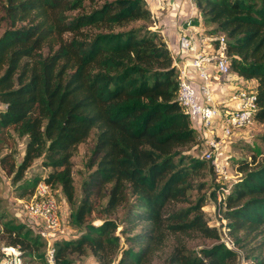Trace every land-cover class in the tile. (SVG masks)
Listing matches in <instances>:
<instances>
[{"label": "trees", "instance_id": "obj_1", "mask_svg": "<svg viewBox=\"0 0 264 264\" xmlns=\"http://www.w3.org/2000/svg\"><path fill=\"white\" fill-rule=\"evenodd\" d=\"M193 1L212 25L210 35H224L230 72L254 81L253 117L264 122V0ZM2 8L0 135L26 140L21 159L9 151L0 156V168L17 198H30L43 181L68 204L65 223L79 235L53 241L55 264L87 253L110 264L120 237L119 224L107 215L119 207V232L129 246L117 264L150 263L168 235L177 244L167 264H240L241 257L244 264H264V135L263 148L237 162L240 176L218 206L243 256L223 242L195 255L181 242L193 233L219 237L204 220V198L193 204L188 198L194 178L212 170L186 154L199 139L177 101L178 71L161 32L151 29L145 0H3ZM91 134L77 200L71 158ZM36 159L44 172L27 177ZM181 202L188 204L177 206ZM93 213L104 214L99 224ZM0 240L47 264L46 243L26 222L3 220Z\"/></svg>", "mask_w": 264, "mask_h": 264}, {"label": "built area", "instance_id": "obj_2", "mask_svg": "<svg viewBox=\"0 0 264 264\" xmlns=\"http://www.w3.org/2000/svg\"><path fill=\"white\" fill-rule=\"evenodd\" d=\"M194 18L195 13L192 12L182 16V32L168 49L179 76L177 101L188 115L192 127H198L197 137L203 145L196 157L204 160L211 167L216 181L222 183L231 179L227 171L229 163L223 155V143L233 131L253 122L256 95L254 86H248L243 80L230 87L225 96L221 95L223 98L214 95V81L218 85L221 77L229 81L226 78L230 70L225 54V37L222 33L197 37L195 33L199 31H193ZM57 205L58 199L43 181L37 183L30 198L18 199L17 202L15 215L33 225L35 233L46 243L44 260L47 264H55V249L51 241L66 234L67 224L61 222ZM222 229L224 232L225 226ZM222 242L227 248L233 245L228 236ZM21 254L17 246L3 245L0 247V264H22Z\"/></svg>", "mask_w": 264, "mask_h": 264}, {"label": "rangeland", "instance_id": "obj_3", "mask_svg": "<svg viewBox=\"0 0 264 264\" xmlns=\"http://www.w3.org/2000/svg\"><path fill=\"white\" fill-rule=\"evenodd\" d=\"M3 0H0V18L3 16ZM190 13V12H189ZM188 13V14H189ZM197 15V14H196ZM186 16V15H185ZM199 18V16H195V19ZM195 19L194 22H195ZM202 24L205 25L203 21ZM206 29L212 27V25H205ZM6 27L3 19H0V34L3 29ZM152 29V28H151ZM193 31L196 32L197 30L194 29ZM206 33V32H205ZM220 33V32H217ZM196 34V33H195ZM210 34V33H209ZM206 33L207 36H210ZM231 75L235 78L234 82H227L222 84V86L218 85L219 91H215L214 95L217 98H220L221 95L225 96L227 90L232 87L233 85L239 84V77L236 76L234 72H231ZM248 86H254V81L249 80L246 81ZM224 103V102H223ZM2 108V105H0ZM195 132H199L198 127H194ZM10 134V135H9ZM9 134H1L0 140V156L7 153L12 152L14 153L15 160H19L22 157L24 143L26 137L18 138L13 132ZM264 135V122H257L253 120V122L243 127L240 130L233 131L232 134L225 138V143H223V155L227 158L229 167L228 174L231 175V179L224 180L222 183L217 182L214 174H209L206 171V168L201 170V175H198L193 180V188L188 192L189 202L193 204L197 198L202 196L204 198L201 206V210L204 214V220L208 227H214L218 233V239L213 237H205L198 233H193L191 236H181V242L186 251L191 254L198 255L200 249L203 247L210 246L214 243L222 242L228 234L226 232V228L223 232L224 221L222 215L219 212L218 206L221 200L224 198V194L230 189L231 184L240 176V174L236 170L237 162L241 159H250V155L253 152H258L263 148V144L261 142V136ZM93 134H91L84 142L80 143L71 160H72V177L74 181L75 187V197L78 200L81 196V181L87 175V167L86 161L90 155V149L93 144ZM203 148L202 142H200L195 150H188L186 154L196 157L197 153L200 152V149ZM44 169L39 163V160L36 159L33 161L31 166L26 170L25 175L27 177H32L35 175L43 174ZM236 175V177H235ZM215 178V179H214ZM225 189V190H223ZM56 192V193H55ZM55 194L59 197L58 200V213L61 222L65 224L66 217L69 212L68 204L62 200L60 197H63L59 192L55 189ZM17 194L13 190V186L10 184V176L6 175L4 171L0 168V227L3 220L9 218H15L17 222L22 221L20 217H17L16 209L18 208L17 202L18 199ZM57 198V197H56ZM188 202H181L177 204V206H186ZM62 212V213H61ZM104 214L97 215V213L92 214L93 223L99 224L101 222V217ZM124 216V207H119L116 211L107 215L108 218L113 219L119 226L116 228L115 233L119 235V246L118 249L115 251L113 255L114 260L110 264H117V259L120 256V252L123 248L129 246L128 242H124L123 238L125 235L119 232L120 228L123 226L122 218ZM24 220V219H23ZM23 222V221H22ZM35 232V228L33 225L28 224ZM137 229L131 231L130 233L135 232ZM79 235L76 230L67 226L66 234L62 238V240H69L75 239L76 236ZM229 237V236H228ZM230 238V237H229ZM222 239V240H221ZM231 239V238H230ZM56 240V239H54ZM53 240V241H54ZM177 239L174 236L168 235L165 242L161 246V248L155 251L152 256L150 257V263L148 264H167L166 259L169 258L170 254L174 251L177 244ZM3 241L0 240V247L3 246ZM230 249L236 250L241 256H243L242 249L237 248L234 244L231 246ZM263 254H264V246H263ZM92 255L91 253H87L86 256ZM73 263L76 264L78 261H83L85 256H80L76 254H72ZM97 260V259H96ZM27 264H37V260L33 258H25ZM98 261V260H97ZM245 259L241 257L240 264H244ZM41 264V263H38ZM44 264V263H43Z\"/></svg>", "mask_w": 264, "mask_h": 264}, {"label": "crops", "instance_id": "obj_4", "mask_svg": "<svg viewBox=\"0 0 264 264\" xmlns=\"http://www.w3.org/2000/svg\"><path fill=\"white\" fill-rule=\"evenodd\" d=\"M147 7L150 11L151 17L154 20L152 29L158 28L163 36V39L166 42L167 47L176 43L178 39V34L182 31L180 30V25L182 24V16L187 15L189 12L195 13V16H199V18L195 19L194 29L199 31L196 33V36L201 38L206 36V33L209 34L206 26L202 24V17L199 15L197 7L193 0H145ZM197 14V15H196ZM211 28V27H210ZM206 32V33H205ZM229 81H226L224 77H221L220 85L225 84L227 82H234L235 78L231 75V72L226 77ZM240 83V79H238ZM238 85V84H236ZM218 83L214 81L213 87L215 91H219L217 89ZM229 90V89H228ZM223 98V97H221ZM62 213V212H61ZM57 239V238H56ZM53 242V240L51 241ZM22 258V264H27L24 257ZM37 264L39 262H36ZM97 260L94 256L89 255L84 258L83 261H78L76 264H96Z\"/></svg>", "mask_w": 264, "mask_h": 264}, {"label": "clouds", "instance_id": "obj_5", "mask_svg": "<svg viewBox=\"0 0 264 264\" xmlns=\"http://www.w3.org/2000/svg\"><path fill=\"white\" fill-rule=\"evenodd\" d=\"M52 244H53V242H52ZM22 257V256H21Z\"/></svg>", "mask_w": 264, "mask_h": 264}]
</instances>
